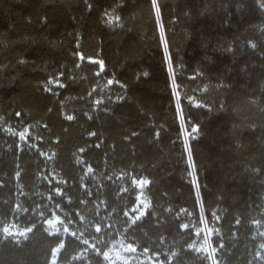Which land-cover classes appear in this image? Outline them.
<instances>
[{"label": "trees", "instance_id": "trees-1", "mask_svg": "<svg viewBox=\"0 0 264 264\" xmlns=\"http://www.w3.org/2000/svg\"><path fill=\"white\" fill-rule=\"evenodd\" d=\"M7 224L0 264H264V0H0Z\"/></svg>", "mask_w": 264, "mask_h": 264}, {"label": "rangeland", "instance_id": "rangeland-1", "mask_svg": "<svg viewBox=\"0 0 264 264\" xmlns=\"http://www.w3.org/2000/svg\"><path fill=\"white\" fill-rule=\"evenodd\" d=\"M25 131L26 128L22 129L19 133L23 134ZM141 181H146V180L139 179L136 180L135 182L138 188L137 201L128 213L132 220H134L137 216H140L141 213L145 211L149 203L144 193L145 184H141L140 183ZM49 221H51V223H49ZM45 224H46V228L50 232H58V233L73 232L72 230L69 229L68 225L64 222V220L59 215L56 214H54L49 219H47ZM0 230L4 234L10 235L14 238H20L24 236L28 231L27 229L19 227L16 224H7L2 228H0ZM129 245L131 244L125 242L121 238L116 241H113L110 244V246L102 253L106 264H162L152 255L137 250L135 252L129 251L128 250ZM57 251H58V247L55 248L54 250V254L50 264H53V262L55 263V257ZM263 252H264V246H263Z\"/></svg>", "mask_w": 264, "mask_h": 264}, {"label": "snow or ice", "instance_id": "snow-or-ice-1", "mask_svg": "<svg viewBox=\"0 0 264 264\" xmlns=\"http://www.w3.org/2000/svg\"><path fill=\"white\" fill-rule=\"evenodd\" d=\"M17 115H19V113H17ZM69 120H71L72 119V117L71 116H69V117H67ZM193 131H195V129H193ZM81 151H83V149L81 150ZM141 184H146L147 183V181H141L140 182ZM135 211V210H134ZM125 215H127V213H125ZM141 215H143V213H141ZM136 219H139V216H137L136 217ZM49 223H51V221H49ZM184 227H188L187 225H185ZM97 231H100V228L99 227H97V229H96ZM29 231H30V229H29ZM21 235H22V233H21ZM74 235V234H73ZM128 250L129 251H132V252H135L136 251V249L132 246V245H129L128 246ZM144 251L145 252H147L148 251V249H144ZM53 264H54V262H53Z\"/></svg>", "mask_w": 264, "mask_h": 264}]
</instances>
